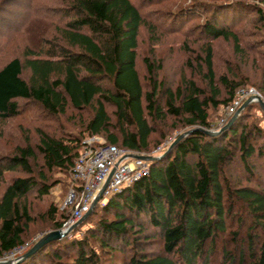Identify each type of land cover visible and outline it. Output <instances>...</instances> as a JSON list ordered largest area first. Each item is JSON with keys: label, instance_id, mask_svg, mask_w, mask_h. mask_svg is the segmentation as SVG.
<instances>
[{"label": "trees", "instance_id": "16d2710c", "mask_svg": "<svg viewBox=\"0 0 264 264\" xmlns=\"http://www.w3.org/2000/svg\"><path fill=\"white\" fill-rule=\"evenodd\" d=\"M255 1L0 0V8L24 10L14 24L0 11L9 26L2 34L24 27L26 41L0 65V148H8L0 155V258L25 243L35 222L31 197L46 198L59 178L76 187L70 172L85 139L148 154L188 128L150 161L148 175L94 208L83 237H74L78 225L20 264H102L100 252L109 256L103 264L119 256L121 264H212L218 239L241 235L227 221L237 207L247 248L235 258L224 244L218 264H264V127L251 120L253 109L263 111L251 102L224 131L202 132L212 109L252 87L241 62L264 59V0ZM143 31L154 46L166 34L183 38L184 71L173 85L162 58L140 56ZM219 43L235 59L222 74L214 64ZM254 85L264 99V67ZM42 114L58 133L36 125ZM12 122L20 136L7 131ZM258 168L262 185L251 187ZM69 216L52 203L40 215L53 230Z\"/></svg>", "mask_w": 264, "mask_h": 264}, {"label": "rangeland", "instance_id": "374dc122", "mask_svg": "<svg viewBox=\"0 0 264 264\" xmlns=\"http://www.w3.org/2000/svg\"><path fill=\"white\" fill-rule=\"evenodd\" d=\"M234 1L235 0H229V3H233ZM244 1L248 2V3L253 2L254 4L259 5V3L255 0H244ZM17 4H18V2H17ZM19 4H21V3H19ZM2 7H6V6L3 5ZM17 7H19V6H17ZM17 7L8 6L6 8H0V11H3L4 12L3 15L10 22H12L14 24L15 22L21 20L23 13H24V10L21 11ZM152 9H154V8H152ZM162 10H164V9H162ZM11 11H14L13 12L14 18H11V16H9L10 14H8ZM15 17H18V18L15 19ZM155 21L157 22V20H155ZM8 27L9 26H6V25L4 26V25L0 24V65L6 59H8V57H10V56L13 57L15 55L21 54L23 49H24L25 42H26L24 39V30H25L24 27H20L18 29L11 30V32L8 31L7 33H5V35H3L2 32L4 33L5 29ZM33 28L34 29H31V31H30L29 37L36 36L34 32H36L35 30H37V25H35ZM46 29L49 32V31H51L52 28L49 29V27L46 26ZM246 29L248 30L249 28L246 27ZM15 32L18 33L19 35L13 34ZM182 41H183V38L177 37L174 34H166V35H164L163 40H160V43L158 45L156 44L154 46L149 41L148 33L146 31H143V35H142L141 42H140V56L151 55L149 52L154 51V55H156L158 58H160V59L162 58L164 60L163 76L167 77V81L170 82V84H172V85H173V83H175L177 81V76H179L184 71V61L186 58L183 55V49L181 47ZM226 59H229V60L234 59L231 47L228 44L219 43L216 47V53L214 56V64H215L216 71L218 74H222L226 71V69H225V63L227 61ZM241 64H244V65H240V67H245L243 70V73L246 72L248 77H250V79H252L251 85L250 84H248V85L252 86V87H256L254 85V82H256V80L259 79L260 69L264 67V59L262 61L253 60V57L250 54L249 58H245V61L241 62ZM141 72H143V69H141ZM252 87H250L249 89L254 90V88H252ZM261 100L264 102L263 97L261 98ZM23 103H24L23 101L20 102V104H23ZM225 107H226L225 105H221L217 109H212L210 111L211 128L205 129V130L213 131V132H219L226 125V124L225 125H219V119L222 117ZM244 108L241 111L238 110L234 115H236V117H237L244 110ZM30 111H31V113H34V111H37V113H39L40 110L38 108H35V109L31 108ZM27 115H28V113L25 114V116H27ZM251 117H252L251 118L252 121L257 123L259 126L264 127V113L262 114V112H260L257 108H255L252 110V116ZM40 118L43 121L37 122L36 125H41L40 128L44 129V130H46V127H48L47 128L48 130H46L48 132L58 133V131H56V130H58L57 128H54V126H52V125L50 126V123H51L50 118H48L46 114H42V116H40ZM230 119H229V121H230ZM20 121H23V118ZM24 121H26V120H24ZM13 123L14 122L10 123L7 126L8 127L7 131L9 133H12L14 136H18V135L20 136L21 131H19L18 127H14L15 123L14 124ZM11 124H13V125L10 126ZM66 124L67 123L64 124L65 130H67V131L68 130L69 131L74 130L71 128L72 127L71 125H69L70 126L69 127ZM22 126L25 127L26 129L29 128V125L27 127V123L22 124ZM31 127H33V126H31ZM187 130H188V128H186V129L182 128V129H176V130L170 132L165 137V140L159 146L155 147L147 155H152L153 152L158 147L162 148L160 153H163V155L166 154L168 151H170L168 149H169V146L171 145V143H173V141H175L180 135L188 132ZM95 137H98V136H95ZM98 138H100L103 141V139L101 137H98ZM7 149H8L7 147H1L0 148V155L5 154ZM158 155H154V157L157 158ZM262 170L263 169L258 168V171H257L258 177L254 176V178H252V182L248 183L251 187L252 186L256 187V185H258V186L262 185V178L260 176V172H261V175L263 173ZM257 178H259L261 180H258ZM59 179H62L63 181L61 183L55 185L53 188H51L50 193L46 198H44L43 200H37L36 198L31 197L29 199L31 212L34 215L33 217L35 219V222L31 226L30 232L28 233V236L26 237L25 243L23 245L29 244L32 247L43 236H45L48 233H51L52 231H55L49 227V225L46 223V221H44L42 219V217H40V215L46 211V209L50 203L56 205L59 208V210H61V205H63V203L65 202V200L67 198L69 187H68V178H59ZM240 179L242 181V185H247L244 177H241ZM96 207L97 206H95V208ZM97 208H101V207L98 206ZM64 210L68 213L71 211L70 207H65L61 211H64ZM232 213H233L234 218L232 217V219H230V220L227 219V221L229 222V225H230L229 228L231 231L237 230L238 232L241 233V235L237 241H232L230 239V236H227V238L218 239L217 245H216L217 247H216V251H215L216 254L213 257L214 262H212V264H218L220 262L221 252H222L221 250L223 249L224 244H226V249L235 258H237L239 250L240 251L241 250L246 251L247 247H245L246 244L244 243V231L245 230L243 229V227H241L239 225V221H238L239 217H241L240 216L241 211L237 207V208L233 209ZM88 216H87V218H88ZM35 217H37V218H35ZM86 219L79 224L82 227L78 228L77 231L73 233L74 237L80 238V237L84 236L85 232L88 229V225L85 224ZM248 221H250V220H248ZM91 227H93V226H91ZM71 234L72 233L70 232V233L62 236L60 239L67 237L69 235L71 237ZM92 246L99 253L98 248L95 245H92ZM12 252H10V253L12 256H14V253H12ZM100 254H101L100 260H101L102 264L104 261H108L109 256L107 253H101L100 252ZM7 256H9V255H7ZM7 256L5 255L2 258H0V262L10 261L9 259H6ZM17 256L18 255H15L14 257L16 258ZM117 258L118 259L115 260L112 264H116V263L121 264L120 256ZM16 264H18V263H16Z\"/></svg>", "mask_w": 264, "mask_h": 264}, {"label": "built area", "instance_id": "2783aa9c", "mask_svg": "<svg viewBox=\"0 0 264 264\" xmlns=\"http://www.w3.org/2000/svg\"><path fill=\"white\" fill-rule=\"evenodd\" d=\"M256 97L260 95L253 89L239 90L232 103L225 107L219 125L227 124L243 103L248 99L255 102ZM82 144L83 147L70 172L71 180L76 187L69 189L67 198L61 205V210L65 207H70L71 210L69 218L60 229L66 231L72 228L68 233L90 213L94 201L100 194V199L95 205L97 207H103L115 194L148 175L150 161L139 158L140 156L154 157L162 150L158 147L152 155H147L107 145L95 136L85 139ZM30 248L29 244L17 247L11 252L18 256L15 258L9 253L6 259L14 264Z\"/></svg>", "mask_w": 264, "mask_h": 264}, {"label": "water", "instance_id": "95a60500", "mask_svg": "<svg viewBox=\"0 0 264 264\" xmlns=\"http://www.w3.org/2000/svg\"><path fill=\"white\" fill-rule=\"evenodd\" d=\"M252 101L250 99H248L245 103H243V105L239 108V111H241L247 104L251 103ZM255 102H257L263 113H264V102L261 100L260 97H256ZM236 118V115H234L230 121L219 131H224ZM202 132L208 136H214L216 134H218L219 132H213V131H207V130H202ZM189 132H186L182 135H180L175 141H173V143H171V145L169 146V149H172V147L179 141L181 140L183 137H185ZM139 158H143L144 160L147 161H152L155 159V157H151V156H146V157H142L140 156ZM101 194L96 198V200L94 201L92 207H91V211H93V209L95 208V205L97 203V201L100 199ZM90 213H88L81 221H79L76 225H74L73 228L77 227L81 222H83L87 216ZM72 229V228H71ZM71 229L63 231V230H55L52 231L51 233L46 234L45 236H43L41 239H39L23 256H21L16 263H21L23 261H25L26 259L30 258L39 248H41L43 245L51 242V241H56L59 240L62 236L66 235ZM15 263V264H16ZM0 264H13L11 261H5V262H0Z\"/></svg>", "mask_w": 264, "mask_h": 264}]
</instances>
